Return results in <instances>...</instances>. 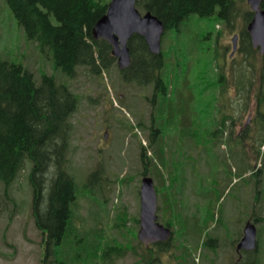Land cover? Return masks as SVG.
<instances>
[{"label": "rangeland", "instance_id": "obj_1", "mask_svg": "<svg viewBox=\"0 0 264 264\" xmlns=\"http://www.w3.org/2000/svg\"><path fill=\"white\" fill-rule=\"evenodd\" d=\"M246 7L249 8L247 3ZM189 25L197 31V35L212 31L209 40L196 47L191 46L185 56L177 59L181 64V74H177L179 81L184 75V61H189L186 78L193 95L191 105L193 118L198 122L195 126L197 135L194 139L187 138L180 146L181 140L177 141L183 133L177 131L180 125L170 123L162 127L161 132L165 135L166 163L171 164L173 157L186 161L183 169L185 179L181 193L178 192L179 205L176 209L179 215L187 217L185 221L189 228L193 219L203 220L202 215L207 203H210L213 204V217L202 233L193 225L192 233L190 229L185 230L182 242L189 245L185 255H181L183 248L178 244L180 238L177 233H171L173 241L169 250L157 254L154 264H238L250 261L253 254L241 251L239 260L235 249L248 220L257 228L259 247L255 256L259 264H263L264 103L258 106L261 113L257 117L256 96L259 83L260 93L264 90V57L257 53L253 69L248 68L239 48L236 47L231 54V38L239 33L243 25L240 16L233 27L216 24L212 19L192 20ZM177 37L175 39L174 34L166 33L161 46L168 51L170 44L178 42L183 45V30ZM215 37L218 50L224 51L220 60L225 77L223 94H218L210 72L205 78L208 82L203 84L199 80V74L204 69L199 59L204 58L201 55L208 58L203 51L207 46L212 49ZM0 56L21 63L37 81L42 72L52 75L57 83H67L78 97L76 109L70 117L68 170L78 187L74 212L79 238L73 240V237L70 242L91 245L97 241L94 236L101 239L100 246L113 238L121 242L128 240L131 245H136L135 254L130 249L123 257L104 264H143L140 259L142 249L137 245L136 236H133L137 235L139 228L134 218L139 216V187L143 176L139 151L141 144L148 146V154L153 148V145H148L151 116L156 114L153 104L155 100L161 101L160 96H154L150 84L140 86L123 81L116 60L98 76L84 68H78L73 79L65 75L54 65L50 55L41 51L36 41L26 36L5 0H0ZM242 67H246V77L253 80L247 90L237 85L239 81L242 84L246 81L241 76ZM184 91V94L188 93ZM173 100L177 102L176 109L182 106L181 95ZM205 104L211 110L207 119L199 110ZM217 107L231 118L226 120L227 128L222 126V122L214 121L219 117ZM207 130L215 133L208 144L204 141L208 136ZM25 162L8 186L7 193L0 185V264H49L41 262L42 238L32 216V189L28 181L31 164L28 159ZM96 167L101 171L90 184L87 177ZM253 169L257 171L256 175L251 173ZM153 181L155 183L157 179ZM157 204L159 207V199ZM199 210H202V215ZM252 214L258 215V222L252 221ZM157 215L158 221L166 225L169 215L161 208L157 209ZM168 227L173 232L174 225ZM198 233L202 237L195 235ZM73 250L74 247H71L67 251ZM93 259L97 258L94 256ZM48 260L53 261V258ZM70 260L63 264H88L89 261L83 259L77 262L74 254H70Z\"/></svg>", "mask_w": 264, "mask_h": 264}, {"label": "trees", "instance_id": "obj_2", "mask_svg": "<svg viewBox=\"0 0 264 264\" xmlns=\"http://www.w3.org/2000/svg\"><path fill=\"white\" fill-rule=\"evenodd\" d=\"M5 3L26 36L36 41L37 47L41 51H46L54 65L70 78H75L78 68H84L93 75H101L114 63L115 58L110 53V44L101 38L94 39L91 34L95 22L105 13L108 2L5 0ZM263 5L264 1L261 3V6ZM135 6L140 12L150 11L161 19L165 28L162 37L166 33H172L175 39H178L177 36L183 30V45L178 42L170 44L168 51L161 46L160 52L156 54L149 51L141 35L133 33L128 39L130 63L128 67L118 70L123 81L140 86L150 84L154 96H160L161 101L155 100L153 104L157 116L155 113L151 116L148 145L149 147L153 145V148L149 150L150 154H148V146L140 145L141 174H150L153 179H157L155 189L160 204L158 208L169 215L165 224L174 225L172 234L177 233L180 238L178 244L183 248L181 255H185L189 247L182 242L185 230L190 229L192 233V225L197 231L198 228L202 230L201 233L206 230L207 222L213 217V204L207 203L203 215L202 210H199L203 220L193 219V224L189 228L185 221L187 217L180 216L176 209L179 205L178 192L185 179L183 169L186 161L173 157L171 164L166 163L168 159L165 135L161 129L170 123L180 125L177 131L183 133L177 141L181 140L180 146H182L187 138L196 137L195 126L198 123L197 119L193 118L194 109L191 105L193 95L191 88H188L186 78L189 61H184V75L179 81L177 74H181L179 70L181 64L179 65L177 59L185 56L191 46L196 47L199 43L210 39L212 31L208 30L205 35H197V31L188 27L192 20L212 19L216 24L233 27L240 16L243 25L238 33L239 49L243 52V59L248 68L254 69V57L258 51L251 45L250 35L246 30L253 13L246 7L245 0H136ZM218 48L215 37L212 49L210 46L206 47V51L204 49L203 53L205 52L208 58L201 55L204 58L199 59L204 66L199 74V80L203 84L208 82L205 78L210 72L214 76L213 84L218 94H223L225 77L220 60L224 51H219ZM262 56L264 57L263 54ZM242 68L241 76L246 83L242 84L239 81L237 85L247 90L253 80L249 76L246 77L244 73L246 67ZM184 90L188 93L184 94ZM179 95L182 96L183 101L182 104L180 102L178 104L182 106L176 109L177 102L173 98ZM77 103L78 97L67 83H57L52 75L44 72L37 81L33 73L21 63L0 56V185L7 193L8 186L26 164L25 161L27 159L30 161L28 181L32 189V216L42 238V263H69L70 254H74L77 262L86 259L89 260L88 264H104L123 257L130 249L134 254L136 252V245H131L128 240L121 242L115 238L101 246L99 245L101 239L96 236L94 238L97 241L91 245H77L70 242L73 237V240L79 238L76 233L78 227L75 224L74 212L78 187L68 170L70 117ZM262 103H264V90L261 94L259 83L256 96L257 117L261 113L258 106ZM199 110L204 112V117L207 119L211 111L210 107L205 104ZM216 111L219 117L214 118V121L222 122V126L225 125L227 128L226 120L231 118L218 107ZM174 112L178 114L173 115ZM207 131L208 136L204 139L206 144L215 134L213 131ZM172 151L173 149L171 153ZM100 171L96 167L89 173L87 181L90 184L94 183V178H97ZM251 173L256 175L257 171L253 169ZM251 218L254 222L260 219L254 214ZM134 221L139 223L137 217ZM201 233L195 235L202 237ZM172 241L173 239L169 238L145 246L137 239V245L142 249L140 259L143 264L157 262V254L167 252ZM71 247H74V250L68 252ZM244 253L253 254V258L247 262L240 261L238 264H259V259L255 256L256 250L244 251ZM94 256L97 259H93ZM50 258H53V261H49Z\"/></svg>", "mask_w": 264, "mask_h": 264}, {"label": "water", "instance_id": "obj_3", "mask_svg": "<svg viewBox=\"0 0 264 264\" xmlns=\"http://www.w3.org/2000/svg\"><path fill=\"white\" fill-rule=\"evenodd\" d=\"M263 0H246L252 18L246 25L251 44L264 53V6ZM136 0H110L105 13L95 22L91 29L94 39L101 38L110 44V53L116 58L117 67L124 69L130 63L128 39L133 33L141 35L150 52L156 54L161 50V36L164 24L150 11L141 13L135 6ZM232 52L237 47V34L231 38ZM140 208L137 238L144 244L165 241L170 238L171 230L157 221V196L152 177L144 175L139 187ZM257 246L256 227L247 221L243 235L236 245V250H253Z\"/></svg>", "mask_w": 264, "mask_h": 264}, {"label": "bare ground", "instance_id": "obj_4", "mask_svg": "<svg viewBox=\"0 0 264 264\" xmlns=\"http://www.w3.org/2000/svg\"><path fill=\"white\" fill-rule=\"evenodd\" d=\"M168 86V85H167Z\"/></svg>", "mask_w": 264, "mask_h": 264}]
</instances>
